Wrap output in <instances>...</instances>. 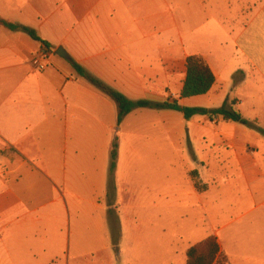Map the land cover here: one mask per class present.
I'll list each match as a JSON object with an SVG mask.
<instances>
[{"label": "crops", "instance_id": "1", "mask_svg": "<svg viewBox=\"0 0 264 264\" xmlns=\"http://www.w3.org/2000/svg\"><path fill=\"white\" fill-rule=\"evenodd\" d=\"M0 19L48 46L0 26V264H125L116 241L125 222L129 264H185L187 248L208 236L226 264H264V134L147 107L117 125L116 102L71 62L130 101L227 103L264 130V0H0ZM40 50L49 53L43 70L30 63ZM192 55L215 82L179 98ZM182 148L190 153L182 231L193 239L177 250L156 241L154 226L139 240L132 222L155 215V180L150 189L141 164ZM145 198V212L132 204Z\"/></svg>", "mask_w": 264, "mask_h": 264}, {"label": "rangeland", "instance_id": "2", "mask_svg": "<svg viewBox=\"0 0 264 264\" xmlns=\"http://www.w3.org/2000/svg\"><path fill=\"white\" fill-rule=\"evenodd\" d=\"M180 114L181 113H179L178 115ZM187 150L188 149L185 148L180 149V151L174 149H158L155 154V159L150 160V164H141L140 177L145 178L146 180L149 178H154L156 192L154 197L155 215L153 223L152 218L150 217V223H141L140 219H142L145 214L147 215V213L140 215L139 218L136 217L137 215L128 216L130 220L136 217L132 222V227L140 228L138 232H135V234L138 235L139 240L147 241L148 231H150V233L152 234V226L155 227V238L157 242L162 243V245H164V243H175L177 246V250L184 248V246H186V244H189L188 242H191L190 240L193 239L185 237L183 238L184 233L182 231L185 227V216L182 210L187 206L185 205L187 197L185 196L186 193H184V191L188 189L187 186H189L190 182L189 175L188 173H186V157L187 155H190ZM153 165L155 166V169L149 168ZM149 181L151 189L152 182L150 179ZM130 185H132V182ZM133 202L134 203L132 204H134L137 209L144 212L147 211L148 203L150 206L152 204V200H149L148 198L140 200L133 199ZM145 217L147 220L148 217ZM126 225L127 223L125 222L121 232V237L120 233H118L116 241L117 243H119L121 239V243H123L124 245V251H126L122 258L125 264H129V262L126 260L132 254L134 249L130 247V243L133 239L130 230L131 225ZM208 227V224L205 223L204 231H206ZM140 250L144 251L146 249L141 248ZM161 263L163 262L161 261ZM93 264L105 263H103L102 258H98L96 263ZM113 264H115V261L113 262Z\"/></svg>", "mask_w": 264, "mask_h": 264}, {"label": "trees", "instance_id": "3", "mask_svg": "<svg viewBox=\"0 0 264 264\" xmlns=\"http://www.w3.org/2000/svg\"><path fill=\"white\" fill-rule=\"evenodd\" d=\"M0 26L8 29L15 30L21 28L32 39L40 41L47 48L45 41L41 40L36 32L26 27H19L16 24L7 22L0 19ZM72 65L77 73L88 80L95 87L107 94L117 104V125L121 122L122 118L134 108L147 107L151 109H170L180 112L184 119L188 120L193 116H207L210 120L213 118H219L223 122H236L240 123L248 128L254 129L262 134L264 130L244 118L238 110L232 107L228 108L227 103H224L221 107L215 109H207L201 107H184L181 106L176 100H167L161 103H153L148 101H130L122 94L114 91L110 87L106 86L102 82L88 75L81 67H79L73 61ZM215 82V77L204 61V59L197 55L188 56L186 59V76L183 81V86L179 94V98H187L192 96H198L206 94ZM111 169L115 168L117 158V141L112 143L111 147ZM196 185V184H195ZM227 259L219 249V245L214 236H208L204 240L191 245L186 250V263L185 264H226Z\"/></svg>", "mask_w": 264, "mask_h": 264}, {"label": "built area", "instance_id": "4", "mask_svg": "<svg viewBox=\"0 0 264 264\" xmlns=\"http://www.w3.org/2000/svg\"><path fill=\"white\" fill-rule=\"evenodd\" d=\"M48 56V51L40 50L32 56L30 63L37 70H43L47 66Z\"/></svg>", "mask_w": 264, "mask_h": 264}, {"label": "water", "instance_id": "5", "mask_svg": "<svg viewBox=\"0 0 264 264\" xmlns=\"http://www.w3.org/2000/svg\"><path fill=\"white\" fill-rule=\"evenodd\" d=\"M55 54H56V55H59V56H61V57H63V58H65V59H68V58H69L68 55H67V53H66L62 48H58V49L55 51Z\"/></svg>", "mask_w": 264, "mask_h": 264}]
</instances>
